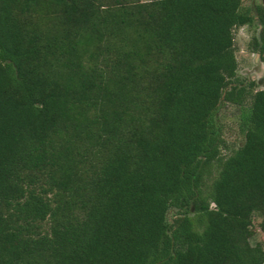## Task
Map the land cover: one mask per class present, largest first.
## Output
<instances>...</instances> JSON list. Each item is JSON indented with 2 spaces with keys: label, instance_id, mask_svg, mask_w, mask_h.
<instances>
[{
  "label": "trees",
  "instance_id": "1",
  "mask_svg": "<svg viewBox=\"0 0 264 264\" xmlns=\"http://www.w3.org/2000/svg\"><path fill=\"white\" fill-rule=\"evenodd\" d=\"M252 24L264 64L242 0H0V264H264ZM223 103L246 108L225 157Z\"/></svg>",
  "mask_w": 264,
  "mask_h": 264
},
{
  "label": "rangeland",
  "instance_id": "2",
  "mask_svg": "<svg viewBox=\"0 0 264 264\" xmlns=\"http://www.w3.org/2000/svg\"><path fill=\"white\" fill-rule=\"evenodd\" d=\"M145 2L147 0H139ZM261 5L264 7V0H242V6L255 10V7ZM255 24L245 25L234 29L233 46L234 57L237 63L236 79L237 85L250 88L253 91L264 90V64L260 62L256 53L250 50L251 38L256 34ZM251 83V84H250ZM248 88V89H250ZM245 107L234 106L229 103L221 104L218 108L216 117L220 124V139L223 144L220 148V155L225 157L236 146L241 145L243 136L240 132L239 121L245 115ZM168 213L167 220L171 221L173 215ZM260 217L254 213L252 216L250 244L260 243L264 248V234L259 229Z\"/></svg>",
  "mask_w": 264,
  "mask_h": 264
}]
</instances>
